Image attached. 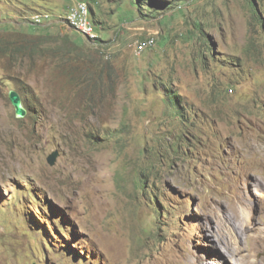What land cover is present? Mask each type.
I'll return each mask as SVG.
<instances>
[{
  "label": "rangeland",
  "instance_id": "374dc122",
  "mask_svg": "<svg viewBox=\"0 0 264 264\" xmlns=\"http://www.w3.org/2000/svg\"><path fill=\"white\" fill-rule=\"evenodd\" d=\"M86 1L0 0V264H264V0Z\"/></svg>",
  "mask_w": 264,
  "mask_h": 264
},
{
  "label": "trees",
  "instance_id": "16d2710c",
  "mask_svg": "<svg viewBox=\"0 0 264 264\" xmlns=\"http://www.w3.org/2000/svg\"><path fill=\"white\" fill-rule=\"evenodd\" d=\"M79 1H84V2H87L88 3V1H86V0H79ZM156 0H129V3H130V5L131 6H133L134 8H136V11L138 12V14L139 13H141V14H143V15H145L146 14V12H150L151 10H153V9H155V8H169L170 7V4H169V2L167 1V0H159L158 2H155ZM78 2V1H77ZM135 3V4H134ZM154 4H156L155 6H154ZM169 4V5H168ZM88 5H89V9H90V15H92V18L95 20V21H97V22H101L99 19H98V17H97V15H96V13H95V11L93 10V8L90 6V4L88 3ZM168 5V6H167ZM73 6V5H72ZM72 6H70L69 7V9L72 7ZM69 9L67 10V11H65V12H60V13H54V12H51V11H44V12H33V14H31L30 16H27V17H25L24 18V23L23 24H25V26H26V29L23 31V33H24V35H26V36H32L30 39H28L27 38V40H30V42H32V46H33V49L37 46V44H36V38H34L33 36H35V34L38 32V30H40L41 28H43V26H47L49 29H50V31L54 28V27H56V26H58V24H61V23H63L62 21H61V18H63L65 15H67V13H68V11H69ZM256 10V9H255ZM35 14H48V15H50V18L51 19H48L47 21H45V22H43V23H40V24H38V23H35V22H33L32 20H31V18L35 15ZM65 24V23H64ZM79 32V31H78ZM98 32V31H97ZM80 33V32H79ZM99 33V32H98ZM80 34H82V33H80ZM83 35V34H82ZM99 35H100V37H98V42L100 43V42H104V43H106V44H104V45H107V39L103 36V35H101L100 33H99ZM84 36V35H83ZM85 37V36H84ZM85 38H87V37H85ZM84 39V38H83ZM89 41H91V40H89ZM91 42H93V43H95L94 41H91ZM72 43H76V41H72ZM29 44H31V43H29ZM95 44H97V43H95ZM26 46H27V48H28V46L29 45H27L26 44ZM98 47L100 48L99 50H101V45L99 44L98 45ZM102 53V52H101ZM103 54V53H102ZM104 55V54H103ZM104 57H105V55H104ZM232 90H233V88H231ZM20 90H22V89H20ZM21 93V92H20ZM26 92H23V96H22V99H23V103H24V105H25V107L27 108V110L29 111V110H32V107H31V105L30 104H28L26 101L28 100V97L26 96H24V94H25ZM165 100L168 102V105L169 106H172V107H174V106H176V105H180L179 104V102H176V100L178 99V94H176V93H174V91L172 90V92H167L166 94H165ZM177 117H179V118H184L185 117V115H184V113L180 110V109H178L177 108ZM63 227L64 229H66V226L64 225H60V227Z\"/></svg>",
  "mask_w": 264,
  "mask_h": 264
},
{
  "label": "bare ground",
  "instance_id": "6f19581e",
  "mask_svg": "<svg viewBox=\"0 0 264 264\" xmlns=\"http://www.w3.org/2000/svg\"><path fill=\"white\" fill-rule=\"evenodd\" d=\"M88 10H89V15H90L89 7H88ZM71 12H74V14L78 15V17L71 16ZM67 16H68L69 22H71V25H73V26L87 25V23H88V11H87L86 7H84L82 5V2H79L76 6H74L72 8V10L69 11ZM90 27L95 29L94 24L91 21V18H90ZM99 36H100L99 34L93 35L92 40L90 38H88L87 36L86 37L91 41H97V40H99L98 39ZM154 42H155L154 38H148L146 41H142V42L139 41V43L136 45V48L139 52L140 50H143V48H146L148 46L147 44L150 45L151 43H154ZM254 227L255 226H251V228H249V229H253ZM261 251H264V250L262 249ZM262 261H263V259L260 258L258 260V264H262L263 263Z\"/></svg>",
  "mask_w": 264,
  "mask_h": 264
},
{
  "label": "water",
  "instance_id": "95a60500",
  "mask_svg": "<svg viewBox=\"0 0 264 264\" xmlns=\"http://www.w3.org/2000/svg\"><path fill=\"white\" fill-rule=\"evenodd\" d=\"M9 97H10L12 104L15 107V112H16L17 117H24L27 114L28 110L23 103V99H22L20 92L17 89H10ZM57 156H58V153L53 152L49 156L48 161L51 164H54L57 159Z\"/></svg>",
  "mask_w": 264,
  "mask_h": 264
},
{
  "label": "built area",
  "instance_id": "2783aa9c",
  "mask_svg": "<svg viewBox=\"0 0 264 264\" xmlns=\"http://www.w3.org/2000/svg\"><path fill=\"white\" fill-rule=\"evenodd\" d=\"M81 2H82V5L86 7L88 11V23L87 25H80V26H73V27L77 31H80L83 35L87 36L88 38L92 40V36L99 34V33L96 31V29H93L90 27V15H89V10H88V3L84 1H81ZM71 16L78 17V15H75L74 12H71ZM61 21H62V18H61Z\"/></svg>",
  "mask_w": 264,
  "mask_h": 264
},
{
  "label": "clouds",
  "instance_id": "9594fccd",
  "mask_svg": "<svg viewBox=\"0 0 264 264\" xmlns=\"http://www.w3.org/2000/svg\"><path fill=\"white\" fill-rule=\"evenodd\" d=\"M261 198H264V197H263V196H260L259 199H261ZM260 202H261V201H260ZM261 203L264 204V202H261ZM251 209H252V208H251ZM251 213H252V211H251ZM253 218L256 219V218H262V217H254V216H253ZM262 219L264 220V218H262Z\"/></svg>",
  "mask_w": 264,
  "mask_h": 264
}]
</instances>
